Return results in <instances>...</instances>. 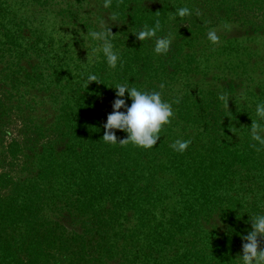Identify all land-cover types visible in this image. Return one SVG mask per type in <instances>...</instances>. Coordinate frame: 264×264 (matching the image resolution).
Instances as JSON below:
<instances>
[{
	"label": "trees",
	"instance_id": "1",
	"mask_svg": "<svg viewBox=\"0 0 264 264\" xmlns=\"http://www.w3.org/2000/svg\"><path fill=\"white\" fill-rule=\"evenodd\" d=\"M102 26L114 69L93 59ZM119 83L172 104L151 149L103 139ZM258 102L264 0H0V264H237L264 212Z\"/></svg>",
	"mask_w": 264,
	"mask_h": 264
},
{
	"label": "clouds",
	"instance_id": "2",
	"mask_svg": "<svg viewBox=\"0 0 264 264\" xmlns=\"http://www.w3.org/2000/svg\"><path fill=\"white\" fill-rule=\"evenodd\" d=\"M109 6L108 4L105 5ZM192 15L189 7H180L176 10L174 17H186ZM159 22L149 27L145 24L140 30L134 32L140 41L150 40L156 37ZM92 41L96 42L93 49V59H99L95 55L97 51L103 54V58L110 68H116L122 63L119 51L113 42L114 35L107 26H102L99 30H92L88 33ZM207 39L212 44L220 42V36L215 29L209 30ZM172 43L169 36L158 37L155 40L154 52L156 54L166 53ZM89 81H97L98 77L91 74ZM164 87L163 84L160 85ZM116 98L112 103V112L108 114L104 124L103 139L110 144L132 143L144 149H151L160 139L163 126L171 123L174 117L172 104L162 99L160 91H146L130 86L129 83H119L114 86ZM127 93V96L125 95ZM131 99L130 106L126 103ZM179 102L178 100L176 101ZM121 109H124L121 111ZM257 120L252 123L250 133L252 139L264 145V102H258L255 106ZM115 130L127 133V138L117 142ZM191 140H176L170 145L178 152H184ZM250 217L251 230L243 237L245 243L242 246V254L237 256V264H264V212L254 214Z\"/></svg>",
	"mask_w": 264,
	"mask_h": 264
},
{
	"label": "rangeland",
	"instance_id": "3",
	"mask_svg": "<svg viewBox=\"0 0 264 264\" xmlns=\"http://www.w3.org/2000/svg\"><path fill=\"white\" fill-rule=\"evenodd\" d=\"M215 30H216V28H215ZM10 130V133L11 134H9L7 137H8V139L9 138H11L12 137V135H15L16 134V128L14 127V125L12 126V128L11 129H9Z\"/></svg>",
	"mask_w": 264,
	"mask_h": 264
}]
</instances>
